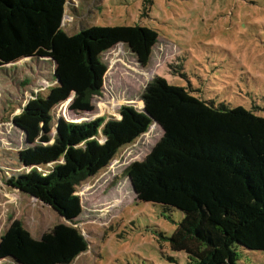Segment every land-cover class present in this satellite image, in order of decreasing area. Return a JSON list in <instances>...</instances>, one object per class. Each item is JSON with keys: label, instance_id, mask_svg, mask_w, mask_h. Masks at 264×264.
Masks as SVG:
<instances>
[{"label": "rangeland", "instance_id": "obj_1", "mask_svg": "<svg viewBox=\"0 0 264 264\" xmlns=\"http://www.w3.org/2000/svg\"><path fill=\"white\" fill-rule=\"evenodd\" d=\"M68 3L62 25L67 33L96 29L91 67L74 83H62L45 59L0 66V236L15 220L33 238L57 223H75L88 244L70 264H169V256L185 264V253L171 250L167 240L182 213L138 201L126 170L144 159L163 133L157 116L166 84L264 116V0ZM86 88L98 92L90 99L91 110L76 99ZM41 103L52 119L42 124L47 143L60 117L116 119L126 140L101 171L78 186L57 188L54 203H42L2 179L19 170V153L35 144L28 143L20 121H28L27 111ZM236 252L235 264H264L263 251L237 246Z\"/></svg>", "mask_w": 264, "mask_h": 264}, {"label": "trees", "instance_id": "obj_2", "mask_svg": "<svg viewBox=\"0 0 264 264\" xmlns=\"http://www.w3.org/2000/svg\"><path fill=\"white\" fill-rule=\"evenodd\" d=\"M68 6V0H0V66L45 59L62 83H74L91 67L96 29L67 33L62 25ZM95 93H77L83 109H92ZM27 114L30 119L20 124L35 144L19 153V170L2 179L42 203H54L60 186H78L101 171L126 143L124 125L105 117H60L47 143L42 124L52 120L49 106L41 103ZM157 123L160 139L126 176L138 201L182 213L167 237L170 249L185 253V264H235L237 246L264 252V116L166 84ZM87 244L75 223H57L33 238L15 220L0 236V263L70 264Z\"/></svg>", "mask_w": 264, "mask_h": 264}, {"label": "water", "instance_id": "obj_3", "mask_svg": "<svg viewBox=\"0 0 264 264\" xmlns=\"http://www.w3.org/2000/svg\"><path fill=\"white\" fill-rule=\"evenodd\" d=\"M134 192V191H133Z\"/></svg>", "mask_w": 264, "mask_h": 264}]
</instances>
